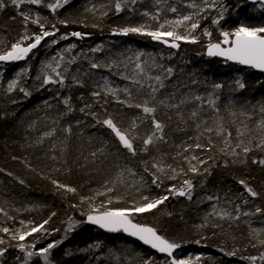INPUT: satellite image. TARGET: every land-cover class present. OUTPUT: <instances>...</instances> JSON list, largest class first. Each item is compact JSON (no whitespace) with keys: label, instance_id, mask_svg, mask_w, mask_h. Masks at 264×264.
<instances>
[{"label":"trees","instance_id":"16d2710c","mask_svg":"<svg viewBox=\"0 0 264 264\" xmlns=\"http://www.w3.org/2000/svg\"><path fill=\"white\" fill-rule=\"evenodd\" d=\"M52 2L54 0H44V5L41 6L24 3L19 9L9 2L6 8L0 10V51L9 48L25 34L31 37L40 33L41 29L38 25L30 22L26 24L19 14L21 12L30 14L33 19L37 16L46 18L41 22L48 31H53L52 25L55 24L58 31L53 37L57 41L60 40L61 35H69L71 32H80L88 36L86 41L68 40L75 47L67 52V57L68 60L75 57V62L61 66V70L64 67L68 68V72L64 74L66 78L63 88L58 84L40 87L41 81L36 77L40 74L39 68L46 62L42 50H36L23 63V69L28 71L26 75L21 76L19 87L31 92L28 97L19 91V87L6 94L3 90L5 78L14 74L18 65L9 64L1 67L0 169L3 171H0V209H2L0 227H7L13 231L29 230L51 217L49 223L45 225L50 235L33 233L23 241L26 246L35 243L38 249L47 246L50 242L62 240V243L51 250L50 264H117L112 253L120 257V264H142V259L149 257L154 264H165L167 260L126 240L120 234H107L84 224L85 215L82 213L88 210V203L81 204L80 198L92 196L97 190L104 191L102 185L106 181L117 179L122 170L131 168L136 175L125 173L124 182L116 184V192L112 195L122 196L123 199L119 203H114L112 207H127L134 196L139 199L134 185L141 176L147 181L141 189L143 195L150 198L169 195L168 200L151 212L135 215L134 222L153 226L158 234L179 243L184 252L176 259L183 258L188 252H199L201 257L195 264H251L242 257H259L264 253V246L258 243V240L264 239V231L259 232V235L252 231L264 230V214L243 216L242 213H255L257 207L264 209V166L252 163L254 158L264 159V150L254 148L246 158L242 153L239 158L225 155L221 149L226 145L215 131L205 132L199 140L200 143L207 145V137H211L214 145L211 151L193 149L184 152L183 148L187 144H194L195 138L205 127L215 129L218 120L227 131L232 133L229 139L233 147L238 142L237 128L245 131L247 126L248 131L242 137L245 144H248L250 137L254 141L260 139L261 133L256 125L264 120V113L260 111L264 106V76L216 59L206 58L204 50L210 40L213 43L220 41L221 30L232 31L241 23L250 27L264 26V8L258 5L248 6L245 0H225L228 10L225 19L218 26L212 24V18L219 10H210L202 14L207 18L200 19V27L195 32L199 38L198 42H180V49L172 59L156 62L174 70L172 76L165 79L166 87L158 93V98H163L174 91L186 95H200L204 98L203 111L194 121L190 119L191 111L198 108L199 102L194 101L182 106L180 111L187 121L184 123L177 116V110L159 108L156 116L167 125L164 129L167 143H158L151 147L148 153L141 152L132 157L127 150L119 146L111 130L97 123L92 115L77 114L79 107L77 104L78 107L74 105L73 111L68 113L62 103L65 98H70L71 104L75 103L74 98L79 96L85 104L92 106L88 112L97 113L101 120L111 115L121 128H129L134 118L143 116L139 109L121 105L111 95L102 94L101 97L94 98L92 92L100 89L92 78L82 74L80 63L76 59L77 54L86 44H97V46L104 44L102 49L92 53V62L111 64L115 61L113 66L115 67L121 66V62L126 58L121 42L150 52L162 50L150 43V37L129 34L125 39H114L112 30L147 22V18L141 13L146 10L155 12L157 7L163 10L161 19H174L186 13L187 8L184 5L188 0H168V5L177 7V13L167 11V5L163 3L156 5L154 0H140L139 3L131 6L134 11L125 8L120 13L115 12L116 0H70V3L58 9L56 13L45 6ZM196 2L200 3L201 0ZM94 6L96 11H86ZM102 12L108 14L102 16ZM237 19L240 22H237ZM59 20H67L68 23L59 24ZM204 29L211 32V37L202 35ZM27 42L30 41L25 43ZM100 69L108 71L109 68ZM148 72L152 76L161 74L159 68H150ZM73 76L82 82V87L74 84ZM193 79L197 83L193 84ZM237 79L245 84V88L235 87ZM215 83H220L223 87L214 90L212 85ZM71 89L75 91L76 96L72 92L69 95ZM209 93H214L213 99L219 97L216 100L218 112L208 107ZM118 96L120 99L125 98L119 93ZM48 99L56 103L55 108L45 115L36 113L35 108ZM79 120L82 124H78L81 122ZM75 123L78 125L73 127ZM197 123L200 124L199 129L196 127ZM138 124L137 132L141 139L135 141V146L139 152L142 138L150 133L152 125L150 119L142 123L138 121ZM68 127H71L70 133L64 131ZM53 129L56 132L53 142L57 144L58 149L52 156L56 157L55 160L44 152L46 146H28L43 132ZM177 145L180 147L177 148ZM100 148L104 149L103 154L98 153L97 157L93 158L90 154ZM177 152L182 155L177 156ZM193 155L207 161V164L201 165L200 168L203 171V168L207 167L210 174L198 175L187 172L188 161L184 157L190 159ZM241 160L245 162L241 163ZM143 161H148L149 167L153 162H161L166 169L169 165L178 171L183 168L187 174L181 173L175 180L165 178L161 187L157 188L151 184L152 177L144 171ZM191 163L194 164L196 161ZM185 179H190L193 184L191 199L168 193L171 185L180 188ZM21 180L23 183H20ZM52 180L74 187L77 191L67 193L57 189ZM240 180L246 181L258 195L250 196L239 183ZM209 196L213 199L208 200ZM105 199L104 196H96L95 203L99 204ZM245 200L247 203H244ZM214 205L216 212L227 211L233 216L238 214L236 209L239 205L240 219L221 220L214 214L208 216L213 212ZM52 213H55V216H52ZM20 221L25 222L24 226ZM71 222L79 223L73 231L66 233L65 229ZM202 225L205 226L201 227ZM214 225L219 226L214 227ZM0 238L8 241L0 246L8 248L5 256L0 258V264H22L24 253L17 247L9 246L18 242L11 241L9 235L2 232ZM197 240L200 241L199 244L196 243ZM97 242L100 243V248L89 249V245ZM253 244L256 246L253 247ZM232 251H236V255L226 254ZM69 252L71 255L67 254ZM17 257H20L19 261ZM29 264H44V261L40 257H33ZM255 264H264V261L257 259Z\"/></svg>","mask_w":264,"mask_h":264},{"label":"snow or ice","instance_id":"6c2138e0","mask_svg":"<svg viewBox=\"0 0 264 264\" xmlns=\"http://www.w3.org/2000/svg\"><path fill=\"white\" fill-rule=\"evenodd\" d=\"M15 8L19 9L22 4L28 3L31 5L41 6L44 5V0H0V10L6 8L8 3ZM140 0H116L114 7L115 12L120 13L125 8H128L129 11H134L135 9L131 6L139 3ZM70 3V0H54L52 3H47L45 6L50 9L53 13L66 4ZM156 5L165 4L167 5V11L171 13H177L178 9L175 6L168 5V0H154ZM252 3H256L259 7L264 8V0H252ZM188 9H192L193 11L188 14L178 15L175 19H161L163 10L160 7L156 8L155 12L143 11L141 15L147 18V22L141 23L136 26H125L119 29H113L112 32L114 35H124L127 36L129 34H138L141 36L150 37L151 40L157 41L161 44L166 45L171 49H179L180 42L185 43H197L198 36L194 35L196 30L200 27V19L207 18L202 14L210 11L216 10L219 8V11L215 17L212 18L213 25H219L222 20L225 19V14L228 10V6L225 3V0H201L200 3H197L196 0H188V2L184 5ZM86 11H96L95 6L90 9H86ZM23 20L26 22L36 24L41 29L39 34H34L33 36H28L27 34L23 35L19 40L13 42L9 48L6 50L0 51V62H15L25 59L28 54L41 43L45 37L55 36L58 29L56 25L53 24V31H48L45 28V24L41 22L42 19L37 16L36 18H31L30 14L19 13ZM107 12H102V16H106ZM59 24L67 25V20H59ZM153 24L155 27H153ZM94 27L96 25H93ZM183 28L184 31L181 32L180 29ZM203 34L205 36L211 37V32L208 29H204ZM71 36L82 38V33L80 32H72ZM220 36L222 39L219 42H211L209 41L207 45V55L209 57H222L226 61L234 62L235 64L248 66L252 69H257L261 72H264V26L258 27H250L246 24L241 23L238 27H236L232 31H220ZM69 38V35H61L59 37L60 40H66ZM26 41H30L25 43ZM58 41L53 39L51 44H55ZM75 45H70L64 51L70 52ZM100 50V47L91 49L92 52H97ZM59 59L56 56L52 57V60L44 63L41 68L40 74L36 77L37 80L41 81L40 87H44L47 85H59L61 88L65 87V73L68 72V68L64 67L61 70L62 62L64 61L63 55L58 53ZM143 57H147V59H142ZM129 61H133L134 67L132 70V75H123L122 78L125 80H129L131 87L125 86L122 89L113 88L110 82L104 78L103 84L100 87L99 91H93L92 96L94 98H99L103 94L104 96L111 95L113 96L117 103L124 105L128 108H136L139 109L143 114L142 117L138 116L131 121V125L129 128H121L112 118L111 115H108L104 119H100L97 113L94 112H86V109H90L92 106L90 104H86L85 107L80 108L79 111L85 113L86 115H92L93 119L97 121V123L106 126L111 132L114 134L116 140L118 141L119 146L122 149L127 150L132 157L139 155L141 152L148 153L151 147L157 145L158 143H167V138L164 134V129L167 126L162 120L157 119L156 113L159 108L166 109H175L177 110V116L179 119L187 123L184 120L183 113L180 111L182 106L188 105L195 102H199L198 108H194L191 111L190 119L197 120L200 115V112L203 111V100L204 98L200 95H183L179 102H176V92L168 93L163 96V98H158V93L161 92V89H164L165 79L169 78L173 74L172 67H165L164 65L157 64L156 58L151 53H145L143 51L134 52L132 57H128ZM151 60L152 64H148V61ZM75 62V57L68 60V64H72ZM115 65V61L111 64L90 62L91 69H100L107 67L111 69ZM127 67V64L125 65ZM147 66V68H146ZM148 68H159L161 74L152 76L148 72ZM28 69H23L21 72L16 73V78L10 80L7 86V92L11 93L19 87V80L21 76L27 74ZM72 80L75 85L83 86L82 82L76 77L73 76ZM150 81H155V83H150ZM192 83L195 84L197 81L195 79L192 80ZM223 87L220 83H215L212 85L214 90H219ZM235 87L237 89L245 88V84L237 79L235 81ZM150 89V91L148 90ZM19 91L24 94L25 97L31 95V92L28 91L24 87H19ZM119 92H123L124 99H120L118 96ZM214 93H209L207 104L208 107L212 108L214 111L218 112V107L216 105V100L219 99L216 96V99H213ZM138 97H144L143 99H137ZM15 103V101H14ZM62 103L65 105L67 112L70 113L73 111V107L70 103V98H65L62 100ZM45 106L48 105V101L44 102ZM260 111L264 113V106L261 107ZM171 119V117H168ZM151 120L152 129L149 134L142 138V147L137 150L135 146V141L137 139H141L137 129L139 128L138 121L145 122L146 120ZM206 123V122H205ZM197 129L200 128V124H196ZM257 129L261 133L260 139L258 141H254L252 137L249 138L248 144L244 143L242 139L245 136L247 130V126H245V131H241V129L237 128V143L235 146H232L231 140L229 139L232 135L230 131H227L221 121H217L216 128L213 129L211 127H205L202 132H199V135L195 138L196 142L194 144H187L184 148V152H189L193 149H200L203 151H211V148L214 147L211 137H207V145L199 142L200 137L204 136V133H212L215 131V134L218 137H222L223 143L226 145L225 148L221 149V151L225 155H231L233 157L239 158L241 153L246 158L247 154L253 149L264 150V120H261L256 125ZM183 130V129H181ZM65 132H71V127L64 129ZM55 134V130L48 131L44 133V137H51ZM44 137L40 138V143H43ZM189 139H193L189 137ZM211 146V147H209ZM180 145H177L179 148ZM239 149V151H237ZM104 149L100 148L97 151L92 152L90 155L93 158L97 157V154H103ZM180 152H177V156H181ZM52 159H56V157H52ZM186 161H188L187 172L203 175L204 173H209V169L207 167L203 168L201 171L200 166L206 165L207 161L201 159L197 155L188 157H184ZM191 161H196V163H191ZM236 162L235 160L233 161ZM241 163L245 162V160H241ZM252 163L259 164L264 166V159H253ZM144 171L147 172L151 177V184L155 185L157 188L161 187L164 183V179L175 180L177 176L181 173L187 174L183 168H180L179 171L176 168L171 167L170 165L167 169L162 166L161 162H153L149 167L148 161H143ZM154 170V171H153ZM3 171V169H0ZM127 173L128 175L135 176L136 173L131 168H125L122 170L117 179L112 180L110 182L106 181L104 185H102L104 191L97 190L92 196H82L80 198V203H88V210L82 215L86 216V222L92 225L98 226L100 229L108 233H118L122 232L127 234L128 236L134 237L137 240L141 241L143 244L150 246L152 249L156 250L159 253L166 254L169 257H173V252L175 249L181 247L179 243L174 240H170L165 236L158 234V231L153 226H148L145 224H141L138 222H134V216L138 214L148 213L152 210L156 209L159 205L163 204L166 200L169 199V195H164L159 198H150L149 196L143 195L141 193V189L147 184V181H144L143 177H140V180L136 182L135 191L136 194L139 195V199L135 196L132 198L129 206L127 207H112L114 203H119L123 197L115 196L113 197V193L116 192V184L123 183V176ZM10 175V174H9ZM20 183H23L21 180ZM52 183L56 186L57 189H62L67 193H76V188L71 187L66 184H61L56 180H52ZM239 183L243 185L248 194L252 197H256L258 193L254 191L246 181L240 180ZM111 184V186H109ZM192 189L193 184L190 179L183 180V186L177 188L175 185H171L168 188V193L175 196L184 197L187 196L188 199L192 197ZM96 196H104L106 199L101 201L99 204L95 203ZM208 200H212L213 197H207ZM244 203H247L245 200ZM73 207H77L76 205H72ZM237 215L233 216L231 213L227 211L216 212L215 205L213 206V212L209 213L208 216H212L213 214L218 216L219 219L224 220H239L240 219V209L239 205H237ZM2 211V209H0ZM255 214H264V209L259 207L256 208L255 213L243 212V216H250ZM169 215H171L169 213ZM52 216H55V213H52ZM11 219V217H9ZM207 216L205 219L207 220ZM49 219L44 220L37 226H32L29 230H20L17 229L15 231L10 230L7 227H0V232L9 235L11 241H17L18 243L15 245H9L17 247L21 252L24 253V258L22 264H29L33 257H40L43 259L44 264H50L49 256L52 249L57 247L63 241H53L47 244L45 247L36 248V244L32 243L29 245H25L23 241L26 240V237L32 236L33 233H44L50 235L51 233L48 229L45 228L50 221ZM71 221V217L69 218ZM24 221H20V224L24 226ZM79 222H71L68 227L65 229L66 233H69L74 230V228L78 225ZM205 225H202L203 227ZM219 225H214V227H218ZM254 233L259 235V232L264 230H252ZM8 241L0 238V246L5 245ZM197 244L200 243L199 240L196 241ZM258 243L264 246V239L258 240ZM256 245L253 244V247ZM89 249H98L101 247L100 243H94L88 246ZM34 249V250H29ZM8 251L7 247H0V258L5 256V253ZM87 251V249H85ZM111 252V250H110ZM71 255V253H67ZM114 259L117 264H120V257L115 253H112ZM229 256L236 255V251L226 253ZM18 261L20 257L16 258ZM197 261L199 257L196 258ZM242 259H246L251 262V264H255L257 259L264 261V253H261L259 257L249 256L242 257ZM142 264H154L151 257L142 259ZM165 264H194L192 259H176L172 258L170 261H166Z\"/></svg>","mask_w":264,"mask_h":264},{"label":"rangeland","instance_id":"374dc122","mask_svg":"<svg viewBox=\"0 0 264 264\" xmlns=\"http://www.w3.org/2000/svg\"><path fill=\"white\" fill-rule=\"evenodd\" d=\"M217 11L219 10V8L216 9ZM191 11V9L187 8V11L185 14H188ZM175 19V18H174ZM181 32L184 31L183 28L180 29ZM204 31V30H203ZM202 31V35L203 34ZM195 35V33H194ZM205 36V35H204ZM52 37H48L46 40H44L42 42V44L40 45V47L37 49L38 50H42V56L43 58L46 60L45 63L49 62L52 60V57L56 56L57 59H59L58 53L60 55H63L64 57V61L62 62V66H64L65 64L67 65V61H68V57H67V52L64 51L66 48H68L70 45H72L68 39L66 40H58L57 43L55 44H51L52 41ZM100 47V49H102L104 47V44H99L98 45ZM97 44L95 45H89L86 44L83 47V50L79 51L77 54V61L80 63V70L82 72L83 75H86L90 78H92L96 84L98 85V88L100 89L101 85L103 84V80L104 78H106L111 86L113 88H117V89H122L125 86H129L131 87L130 81L129 80H125L122 78L123 75H132V70L134 67V63L133 61H129L128 57H132L134 52L136 51H143L145 53H151L155 58L156 61L155 62H160L162 60H170L174 57V54L166 51V50H156V51H145L143 49H139V48H135L132 45H129L127 43L121 42V46L124 49L125 53H126V58L124 61L121 62V66H115L112 67L111 69L107 70H102V69H91L90 67V62H92V51L91 49L93 48H97L98 47ZM142 59H147V57H143ZM127 64V67L125 66ZM148 64H152V61L149 60ZM24 64L18 65L17 70L14 74L9 75L7 78H5V85L3 86V90L6 91V94H10L9 92H7V86H8V82L14 78H16V73L21 72L23 69ZM41 68L42 66L39 68V73L41 72ZM147 68V66H146ZM148 71L150 70V68L147 69ZM2 73V68L0 66V75ZM1 83H0V88H1ZM13 92V91H12ZM71 92L75 95V91L73 89H71L69 95L71 94ZM120 95H124L123 92H119ZM186 95L184 93H180L179 91L176 92V102H179V99L183 96ZM76 96V95H75ZM75 103H72V107L74 105H76L78 107V112L77 114H82V112L79 111L80 108L85 107V101L80 98L79 96H76L75 98ZM48 101V105L50 106H45L44 102ZM43 102H41L36 108H35V112L38 113L39 115H45L48 112H50L51 110H53L55 108L56 103H52L51 99L45 100ZM57 102V101H56ZM86 112L89 111V109L85 110ZM81 121V120H79ZM78 124H82V121ZM77 123H75L73 125V127H76L78 125ZM131 125V122L129 124V126ZM48 132V131H46ZM43 132L38 138H36L31 144H29L28 146H32V147H38V146H46L45 148V153L49 156L52 157L53 154L58 150L57 149V144L55 142H53L54 137L56 136V132L53 136L51 137H44V133ZM44 137L43 139V143H40V138ZM59 146V145H58ZM197 257H201V255L199 254V252H188L183 258L184 260L187 259H192L194 261V264L197 262Z\"/></svg>","mask_w":264,"mask_h":264},{"label":"water","instance_id":"95a60500","mask_svg":"<svg viewBox=\"0 0 264 264\" xmlns=\"http://www.w3.org/2000/svg\"><path fill=\"white\" fill-rule=\"evenodd\" d=\"M253 4H256V3H252V0H248V5H249V6H251V5H253ZM112 36H113V37H122V38L125 37L124 35H114V34H113ZM73 37H74V36H73ZM74 38H75L76 40L79 39V38H77V37H74ZM82 38H83V39H87L88 37H87V36H82ZM45 39H46V37H45ZM45 39H44V40H45ZM221 39H222V37H221ZM44 40H42L41 43L37 46V48L33 49V50L28 54V56L25 57V59L28 58L33 52H35V51L39 48V46L42 44V42H43ZM151 43H152V44H155V45H157V46H159V47H161L162 49H164V50H166V51H170V52H172V53H178V51H179V49H180V47H179V49H171V48H168L166 45L161 44V43H159V42H157V41H153V40H151ZM204 56H205L206 58H209V59H216V60L221 61V62H223V63H226V64H228V65L238 66V67L243 68V69H246V70H251L252 72H254V73L258 74V75H262V76H264V72H261V71H259V70H257V69H252V68H250V67H248V66L238 65V64H235L234 62H231V61H226V60H224L222 57H209V56L207 55V46H206V48H205V50H204ZM25 59L20 60V61H15V62H0V66H3V65H9V64H22V63L24 62ZM84 224H85L86 226H88V227L94 229V230L101 231V232H104V233H107V234H120V235H121L123 238H125L126 240L138 244V245L141 246L142 248L151 251V252L154 253L155 255H158L159 257H161V258H163V259H165V260H167V261H170L173 257L176 258L179 254H181V253L184 252V249H182V248H178V249H175V250H174V252H173V257H169V256H167L166 254H163V253H159V252H157L156 250L152 249L150 246L143 244L141 241L137 240V239L134 238V237L128 236V235L125 234V233H122V232H118V233H108V232L104 231L103 229H100V228H99L98 226H96V225H92V224H90V223H87V222H86V216L84 217Z\"/></svg>","mask_w":264,"mask_h":264},{"label":"bare ground","instance_id":"6f19581e","mask_svg":"<svg viewBox=\"0 0 264 264\" xmlns=\"http://www.w3.org/2000/svg\"><path fill=\"white\" fill-rule=\"evenodd\" d=\"M253 5H255V4H253ZM248 6H249V5H248ZM251 6H252V5H251ZM191 11H193V10L191 9ZM191 11H190V12H191ZM237 22H240V20L237 19ZM71 33H72V32H71ZM82 36H87V35L82 34ZM50 37H52V39L57 40V39L54 38L53 36H50ZM87 37H88V36H87ZM47 38H48V37H46V39H47ZM112 38H114V39H125L126 36H125L124 38H122V37H113V36H112ZM46 39H45V40H46ZM69 39H72V40L78 42V41H86L88 38H87V39L79 38V39L76 40L73 36H71V35L69 34V38H68V40H69ZM220 40H221V39H220ZM150 43H151V38H150ZM39 47H40V46H39ZM158 47H159V46H158ZM160 48H161V47H160ZM163 50H164V49H163ZM169 52H170V51H169ZM33 53H34V52H33ZM33 53H32V54H33ZM171 53H172V52H171ZM32 54H31V55H32ZM173 54H176V53H173ZM31 55H30V56H31ZM30 56H29V57H30ZM29 57H28V58H29ZM26 59H27V58H26ZM26 59H25V60H26ZM25 60H24V62H25ZM24 62H23V63H24ZM23 63H22V64H23ZM17 65H21V64H17ZM1 67H2V66H1Z\"/></svg>","mask_w":264,"mask_h":264},{"label":"flooded vegetation","instance_id":"af4514ba","mask_svg":"<svg viewBox=\"0 0 264 264\" xmlns=\"http://www.w3.org/2000/svg\"><path fill=\"white\" fill-rule=\"evenodd\" d=\"M245 1H246L247 5H248V0H245ZM255 5H257V4H255ZM238 19H240V17Z\"/></svg>","mask_w":264,"mask_h":264}]
</instances>
